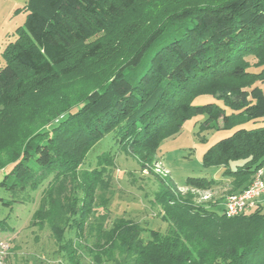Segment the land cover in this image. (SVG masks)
Listing matches in <instances>:
<instances>
[{
	"label": "trees",
	"instance_id": "trees-1",
	"mask_svg": "<svg viewBox=\"0 0 264 264\" xmlns=\"http://www.w3.org/2000/svg\"><path fill=\"white\" fill-rule=\"evenodd\" d=\"M23 9L0 67V170L8 169L0 207L41 188L30 225L50 232L67 264H85L80 243L89 237L92 264H264V203L226 218L222 206L195 207L154 175L166 231L125 218L106 226L104 214L88 222L106 210L96 192L108 188L113 158L103 154L79 174L108 134L145 170L184 120L206 115L207 129L221 120L233 131L204 152L202 166L223 168L233 194L244 191L264 169V126L242 128L264 118V70L244 60L252 55V66L263 67L264 0H27ZM72 72L93 86L77 102L47 99ZM200 97L216 102L194 105ZM217 183L187 178L183 186Z\"/></svg>",
	"mask_w": 264,
	"mask_h": 264
},
{
	"label": "rangeland",
	"instance_id": "rangeland-1",
	"mask_svg": "<svg viewBox=\"0 0 264 264\" xmlns=\"http://www.w3.org/2000/svg\"><path fill=\"white\" fill-rule=\"evenodd\" d=\"M24 5L18 0H0V67L4 64V51L15 42L18 30L23 27L26 17ZM147 58H144V62ZM244 60L251 66L250 71L264 70V64L259 69L252 66L255 63L252 55H246ZM141 69L142 67H139L138 72H141ZM79 76L72 72L68 78H61L60 84L46 94L47 99L53 100L55 95L57 97L64 95L71 102H77L88 87H91V84L93 86L89 77L84 74ZM258 86L264 87V83H259ZM211 102L216 101L210 97H200L196 98L193 104L198 106ZM206 119V115H193L184 120L177 133L160 142L155 151L153 163L145 170H141L139 162L132 154L121 149L122 147L116 143L112 134L104 136L88 152L79 168V174L96 168L97 159L103 154H108L114 160L113 168L108 170L110 177L106 179L108 188H104L103 192L99 190L96 192L97 203H99L100 195L107 200L106 210L97 208L96 215L88 223L104 214L107 215L106 226H109L116 218H125L139 223L144 229L150 228V230L164 233L167 226L161 220L162 209L153 200L159 189L155 176L166 182L172 181L179 186V192L184 196L183 198L188 196L189 203L193 206L200 209H220L226 197L235 193L232 192L231 181L222 177L223 168L203 167L201 158L212 144L228 137L233 130L221 129V120L217 124L213 123L214 127L211 130L207 129L204 126ZM263 126L264 118L262 117L257 124H244L242 128L250 130L255 127L263 128ZM7 171L8 169L0 170V179ZM150 172L152 174H149ZM187 178H204L218 181V183L209 190H195L183 186ZM40 192L41 188L28 193V197L23 194L22 204L12 203L10 208L0 207V221L7 217L5 222L7 230L5 228L6 231H0V244L6 247L3 249L0 246V264H67L57 253V247L53 243L50 232L46 228L38 230L30 225V217L39 204ZM1 198L10 199L5 193H1ZM260 200L264 202V196L259 199L262 203ZM143 237L146 239L147 235L144 234ZM90 241L89 237L80 243V255L85 264H92L84 249L91 244Z\"/></svg>",
	"mask_w": 264,
	"mask_h": 264
},
{
	"label": "built area",
	"instance_id": "built-area-1",
	"mask_svg": "<svg viewBox=\"0 0 264 264\" xmlns=\"http://www.w3.org/2000/svg\"><path fill=\"white\" fill-rule=\"evenodd\" d=\"M262 196H264V169H259L244 191L226 197L222 204V214L226 218L238 217L252 210ZM0 246L6 249L5 245L0 244Z\"/></svg>",
	"mask_w": 264,
	"mask_h": 264
},
{
	"label": "crops",
	"instance_id": "crops-1",
	"mask_svg": "<svg viewBox=\"0 0 264 264\" xmlns=\"http://www.w3.org/2000/svg\"><path fill=\"white\" fill-rule=\"evenodd\" d=\"M18 1H19V3H22V5H24L27 2V0H18ZM261 202L264 203L263 201H261Z\"/></svg>",
	"mask_w": 264,
	"mask_h": 264
}]
</instances>
